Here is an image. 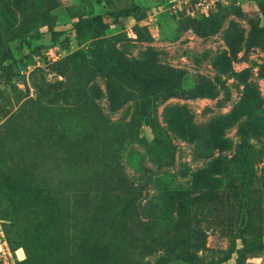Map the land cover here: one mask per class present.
<instances>
[{"label":"rangeland","instance_id":"rangeland-1","mask_svg":"<svg viewBox=\"0 0 264 264\" xmlns=\"http://www.w3.org/2000/svg\"><path fill=\"white\" fill-rule=\"evenodd\" d=\"M196 2L0 0V56L11 50L22 61L10 74L0 69V126L55 124L63 144L73 146L67 178L103 184L116 166L142 189L145 225L133 234L118 213L121 202L110 201L119 230L116 256L128 264H264V46L251 42L253 25L264 27V16L259 0H218L208 14ZM136 5L141 13L99 36L80 37L73 29L80 18ZM53 30L62 32L57 40ZM119 56L145 72L180 70L186 88L202 79L214 87V97L155 98L165 130L158 136L171 144V155L145 123L154 99L121 77ZM111 89L123 101L116 110ZM2 137L0 218L25 250L58 253L63 232L54 203L38 182L6 166ZM246 143L259 150L251 179L240 158ZM258 242L262 248L238 255ZM185 252L198 260L182 259Z\"/></svg>","mask_w":264,"mask_h":264},{"label":"trees","instance_id":"trees-1","mask_svg":"<svg viewBox=\"0 0 264 264\" xmlns=\"http://www.w3.org/2000/svg\"><path fill=\"white\" fill-rule=\"evenodd\" d=\"M259 7L264 16V0H259ZM141 12L142 8L138 5L124 7L109 11L105 15L80 18L74 23L73 29L80 37L89 34L99 36L111 25H120L124 18ZM48 24L52 29L53 21ZM196 30L202 35L208 33L199 26ZM61 34V31H52L54 40ZM251 42L264 46V27L253 25ZM27 46L30 48L31 44L27 43ZM19 62L22 63L11 50H8L0 56V69H8L10 74L12 65ZM116 67L127 83L154 99V103L145 114V123L156 133L157 145L165 150L167 155H171V144L162 141L158 136L165 134V130L158 119L155 98L164 100L174 96L214 97L216 94L214 87L208 80L202 79L196 87L186 88L180 70L170 67L160 74L145 72L135 62L121 56L116 61ZM109 96L112 109H118L123 101H119L117 93L112 89ZM96 110L99 111L98 107ZM0 135H4L2 138L6 140L1 148L3 162L19 177L38 182V191L52 199L54 216L65 234L62 233L63 240L59 244L58 253L38 254L32 246L27 245L25 250L22 245L14 243L5 223L11 247L13 249L23 247L26 251V257L18 261V264H25L26 259H32L35 264H128L127 259L116 256L119 230L113 218L111 219L110 201L121 202L118 213L125 218L129 234H133L145 225L139 211L142 189L132 183L121 168L116 166L105 172L103 184L85 178H67L65 176L67 156L72 152L73 146L70 143L67 146L63 144L62 136L55 124L38 122L30 125L10 122L0 126ZM239 150L240 158L245 164L246 177L251 179L253 158L259 154V150L248 143L241 145ZM215 196L218 197L217 194ZM70 224L80 225V229L72 232ZM249 231L256 234L252 227H249ZM262 247L261 242L244 245L238 249V255L242 257L247 252ZM19 254H22V250H19ZM182 259L188 262L198 260L189 252H185Z\"/></svg>","mask_w":264,"mask_h":264},{"label":"built area","instance_id":"built-area-1","mask_svg":"<svg viewBox=\"0 0 264 264\" xmlns=\"http://www.w3.org/2000/svg\"><path fill=\"white\" fill-rule=\"evenodd\" d=\"M218 0H197L195 3L196 9L208 14L214 9ZM5 220L0 218V264H18V261L23 260L18 253L19 249L24 251L23 247L13 249L10 245L8 235L5 228ZM25 253V251H24Z\"/></svg>","mask_w":264,"mask_h":264},{"label":"bare ground","instance_id":"bare-ground-1","mask_svg":"<svg viewBox=\"0 0 264 264\" xmlns=\"http://www.w3.org/2000/svg\"><path fill=\"white\" fill-rule=\"evenodd\" d=\"M19 250H22V249H19ZM18 253H19V251H18ZM21 257H25V253H24V251L22 250V254H19Z\"/></svg>","mask_w":264,"mask_h":264}]
</instances>
